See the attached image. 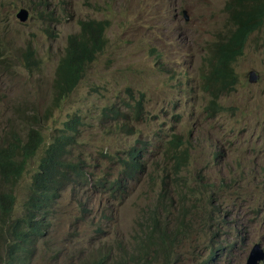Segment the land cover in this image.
I'll return each instance as SVG.
<instances>
[{
  "label": "rangeland",
  "instance_id": "rangeland-1",
  "mask_svg": "<svg viewBox=\"0 0 264 264\" xmlns=\"http://www.w3.org/2000/svg\"><path fill=\"white\" fill-rule=\"evenodd\" d=\"M230 2L0 0V135L35 128L45 138L13 188L14 218L23 215L46 148L75 116L81 125L69 157L90 175L72 179L62 192L46 235L25 242L29 259L13 260L28 247L0 232V264H197L192 253L208 256L211 234L201 223L223 217L219 241L243 231L245 242L217 264H247L254 246L264 245V27L234 64L239 84L205 86L211 49L232 28ZM21 9L26 22L17 18ZM87 18L110 20L107 43L56 109V68L68 36ZM214 95L225 109L209 110ZM176 136L190 147L181 170L170 158ZM132 149L142 150L140 169L126 167ZM181 198L189 207L188 236L176 251L154 253L145 242L148 220L162 206L179 226L173 214Z\"/></svg>",
  "mask_w": 264,
  "mask_h": 264
},
{
  "label": "trees",
  "instance_id": "trees-1",
  "mask_svg": "<svg viewBox=\"0 0 264 264\" xmlns=\"http://www.w3.org/2000/svg\"><path fill=\"white\" fill-rule=\"evenodd\" d=\"M227 12L230 14L232 28H229L225 34L220 33L211 49L209 60L211 73L206 76L205 82L208 90L217 89L219 86L221 89L235 88L239 84L234 64L244 55L251 37L264 27V0H232L227 5ZM78 23L80 30L68 36L66 54L64 53L60 58L56 68L52 101L56 109H59L77 89L87 66L103 51L107 43L106 30L110 25L109 19L87 18L80 19ZM1 56L0 51V58ZM139 97L137 109L134 110L137 117L142 113L144 94L140 93ZM211 102L209 109L211 111L216 106L224 107L218 95H214ZM80 125L79 116L71 118L64 124V134L46 148L32 177L28 198L23 206V215L16 218L13 216L16 202L13 188L22 181L29 162L38 154L45 143V138L35 128H29L25 134L9 131L0 135V232L3 236H9L18 245H25V242L46 235L51 225L49 219L51 209L58 203L62 192L67 189L72 179L79 178L85 173L82 162L74 161L69 157L68 148L75 142ZM171 143L178 146L176 153L170 157L175 160L174 169L181 170L190 163V147L182 148L183 143L186 142L181 136H176ZM141 157L142 150L132 149L125 160L127 169H140ZM85 174L90 179V175ZM188 195L190 193L184 194V196ZM161 207L157 206L148 220L145 242L151 245L154 253L174 252L188 236L191 227L187 214L189 207L182 202V198L177 201L176 213L173 217L178 220L179 226L173 225L169 215H165V207ZM225 219V217L221 220L212 218L201 223L206 227V234H211L210 242L206 245L208 256L201 259V255L196 250L192 253L199 260L197 264H217L220 255L234 253L239 244L245 242L243 231H239L232 240L224 244L219 241L220 235L216 234L215 230L219 222ZM218 232L220 233L219 229ZM24 252L26 256H10L13 260L29 259V247ZM106 261L107 259L98 264H106Z\"/></svg>",
  "mask_w": 264,
  "mask_h": 264
},
{
  "label": "water",
  "instance_id": "water-1",
  "mask_svg": "<svg viewBox=\"0 0 264 264\" xmlns=\"http://www.w3.org/2000/svg\"><path fill=\"white\" fill-rule=\"evenodd\" d=\"M17 18L21 22H26L28 20V12L25 9H21L17 14ZM255 73H252L251 81L255 82L253 76ZM264 262V246L261 243H258L252 249L250 256L248 257L247 264H262Z\"/></svg>",
  "mask_w": 264,
  "mask_h": 264
},
{
  "label": "bare ground",
  "instance_id": "bare-ground-1",
  "mask_svg": "<svg viewBox=\"0 0 264 264\" xmlns=\"http://www.w3.org/2000/svg\"><path fill=\"white\" fill-rule=\"evenodd\" d=\"M66 54V53H65ZM57 79V78H56ZM24 136V135H23ZM2 155V154H1ZM182 160V159H181ZM2 163V162H1ZM85 182V181H84ZM47 228V227H46ZM88 257V256H87ZM115 261V260H114ZM93 263V262H92ZM95 263V262H94Z\"/></svg>",
  "mask_w": 264,
  "mask_h": 264
},
{
  "label": "clouds",
  "instance_id": "clouds-1",
  "mask_svg": "<svg viewBox=\"0 0 264 264\" xmlns=\"http://www.w3.org/2000/svg\"><path fill=\"white\" fill-rule=\"evenodd\" d=\"M262 244V243H261ZM264 246V245H263ZM262 264H264V262L262 263Z\"/></svg>",
  "mask_w": 264,
  "mask_h": 264
}]
</instances>
